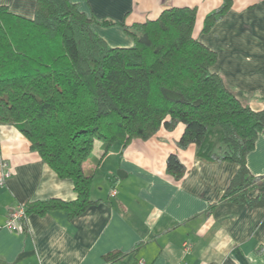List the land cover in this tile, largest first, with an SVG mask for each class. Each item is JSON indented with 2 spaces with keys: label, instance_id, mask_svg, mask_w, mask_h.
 <instances>
[{
  "label": "crops",
  "instance_id": "obj_1",
  "mask_svg": "<svg viewBox=\"0 0 264 264\" xmlns=\"http://www.w3.org/2000/svg\"><path fill=\"white\" fill-rule=\"evenodd\" d=\"M35 1L0 5L32 18ZM70 1L87 15L127 26L155 20L167 8L195 7L194 36L217 55L211 71L243 105L264 109V0H233L208 32H201L203 20L222 0ZM96 32L112 47L132 45L118 26ZM183 129L161 127L152 138L126 147L118 142L103 158L96 141L83 163L94 174L86 210L74 217L63 209L31 213L13 231L5 222L16 205L72 202L76 194L72 181L42 163L16 127L0 124V171L5 164L11 172L0 185V264H264V205L222 200L237 165L200 161L193 144L178 148ZM172 153L185 167L180 179L166 172ZM246 166L251 175L264 176V130ZM111 252L127 256L107 262Z\"/></svg>",
  "mask_w": 264,
  "mask_h": 264
},
{
  "label": "trees",
  "instance_id": "obj_2",
  "mask_svg": "<svg viewBox=\"0 0 264 264\" xmlns=\"http://www.w3.org/2000/svg\"><path fill=\"white\" fill-rule=\"evenodd\" d=\"M232 1L222 0L206 15L201 32ZM196 15L195 7H171L155 20L127 26L87 15L70 0H36L32 18L0 5V124L16 127L42 163L72 181L76 194L72 202L25 204L26 215L63 209L74 217L86 210L94 174L83 163L96 141L103 158L118 142L126 147L179 124L178 148L193 144L200 161L237 165L222 200L264 205V176L251 175L246 166L264 130V109L243 105L211 71L217 55L194 36ZM114 26L131 46L112 47L96 32ZM166 172L183 177L177 154L167 157ZM126 256L111 252L104 259Z\"/></svg>",
  "mask_w": 264,
  "mask_h": 264
},
{
  "label": "built area",
  "instance_id": "obj_3",
  "mask_svg": "<svg viewBox=\"0 0 264 264\" xmlns=\"http://www.w3.org/2000/svg\"><path fill=\"white\" fill-rule=\"evenodd\" d=\"M6 165L2 166L0 171V185H4L5 181L11 176L10 170L5 168ZM112 195H115V192H112ZM27 215L25 213L24 205L18 204L15 208L9 213L8 218L5 222V226L13 231H17L20 228V222H26ZM138 264H144L142 261H139Z\"/></svg>",
  "mask_w": 264,
  "mask_h": 264
},
{
  "label": "rangeland",
  "instance_id": "obj_4",
  "mask_svg": "<svg viewBox=\"0 0 264 264\" xmlns=\"http://www.w3.org/2000/svg\"><path fill=\"white\" fill-rule=\"evenodd\" d=\"M246 106V105H245ZM251 109V108H250Z\"/></svg>",
  "mask_w": 264,
  "mask_h": 264
}]
</instances>
